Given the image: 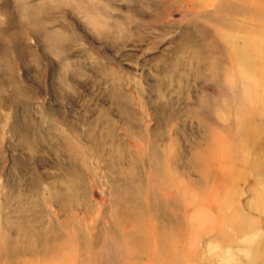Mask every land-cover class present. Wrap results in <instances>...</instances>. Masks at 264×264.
Returning a JSON list of instances; mask_svg holds the SVG:
<instances>
[{"label":"rangeland","instance_id":"rangeland-1","mask_svg":"<svg viewBox=\"0 0 264 264\" xmlns=\"http://www.w3.org/2000/svg\"><path fill=\"white\" fill-rule=\"evenodd\" d=\"M259 191L264 0H0V264H264Z\"/></svg>","mask_w":264,"mask_h":264},{"label":"bare ground","instance_id":"bare-ground-1","mask_svg":"<svg viewBox=\"0 0 264 264\" xmlns=\"http://www.w3.org/2000/svg\"><path fill=\"white\" fill-rule=\"evenodd\" d=\"M255 68L257 69L258 68V65H255ZM243 133L245 134V132H243ZM258 194H259V197L257 196L258 197V200L256 202H257V204H260L261 202H263L264 196H262L263 195V192L262 191H259Z\"/></svg>","mask_w":264,"mask_h":264}]
</instances>
